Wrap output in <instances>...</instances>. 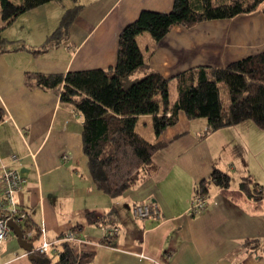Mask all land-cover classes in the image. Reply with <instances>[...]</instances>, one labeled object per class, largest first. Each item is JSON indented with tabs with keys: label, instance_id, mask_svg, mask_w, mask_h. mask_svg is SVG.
Wrapping results in <instances>:
<instances>
[{
	"label": "crops",
	"instance_id": "1",
	"mask_svg": "<svg viewBox=\"0 0 264 264\" xmlns=\"http://www.w3.org/2000/svg\"><path fill=\"white\" fill-rule=\"evenodd\" d=\"M172 1L70 0L66 7L56 0L19 15L2 29L0 166L11 156L17 158L8 167L24 179L14 200L27 214L29 226H42L50 242L75 232L87 242L74 245L73 255H90L86 264H264V131L245 121L206 134L204 119L188 120L178 112L176 123L155 137L150 116H140L135 132L164 147L151 156L155 170L147 179L109 197L90 178L81 152L80 115L26 77L113 67L120 30L141 11L168 13ZM72 8L67 37L40 53L29 52L41 48ZM135 43L147 68L171 79L190 68H221L264 52V19L255 12L203 21L189 29L175 26L159 42L142 33ZM142 75L134 72L130 80ZM170 86L176 95L173 80L169 92ZM211 169L230 178V190L249 178L260 187L262 199L256 204L242 195L233 202L209 186L203 210L189 211L194 186ZM134 204L155 206L158 218L134 219ZM111 226L116 236L108 246L101 238ZM37 243L33 240L31 248ZM58 244L41 257L44 264L56 260ZM27 253L11 233L0 245V264L39 263Z\"/></svg>",
	"mask_w": 264,
	"mask_h": 264
},
{
	"label": "trees",
	"instance_id": "2",
	"mask_svg": "<svg viewBox=\"0 0 264 264\" xmlns=\"http://www.w3.org/2000/svg\"><path fill=\"white\" fill-rule=\"evenodd\" d=\"M52 1L56 0H0V32L19 15ZM74 12L75 8L65 11L41 48L28 51L37 54L65 39ZM255 12L264 19V0H173L168 13L141 11L133 22L120 30L113 67L26 76L33 79L37 87L56 94L59 102L68 104L80 115L81 152L98 191L109 197L119 196L154 172L151 156L164 145L149 143L135 132L140 116H150L155 137L176 123L178 112L188 120L204 119L206 134L245 121L264 131V52L221 68L199 66L165 79L147 68L135 43V37L142 33H147L156 43L175 26L189 29L203 21L231 19ZM4 43L0 37V49ZM138 71L143 75L130 80ZM171 80L176 91L174 100L169 92ZM220 85L225 87L223 100L219 97ZM3 118L0 111V122ZM209 186H214L233 202L240 201L242 195L256 204L262 199L260 187L249 178L240 179L237 190H230V178L216 169H211L206 179L196 183L194 195L206 197ZM37 237L35 234L33 240ZM101 241L107 245L104 239ZM73 246L59 242L57 258L51 264L88 263L90 255H73ZM30 255L34 256L33 261L44 264L41 255Z\"/></svg>",
	"mask_w": 264,
	"mask_h": 264
},
{
	"label": "built area",
	"instance_id": "3",
	"mask_svg": "<svg viewBox=\"0 0 264 264\" xmlns=\"http://www.w3.org/2000/svg\"><path fill=\"white\" fill-rule=\"evenodd\" d=\"M33 159V155H29ZM66 155H61L62 159H65ZM17 161L15 156H11L9 163L12 164ZM8 164L0 166V245L4 243L7 238L11 235V229L7 225L8 221H11L20 230V240L31 244L34 235L37 234L38 243L34 248H31L27 254H36L44 256L47 252L52 249L57 242H69L75 246L78 244H84L85 241L80 240L75 232H68L59 240L55 242L47 241L45 238V229L41 226L32 230L28 224V218L25 211L16 206L14 196L20 190L24 183L22 176L16 171L8 167ZM207 201L206 197L194 195L191 199L189 211L198 212L203 210L204 204ZM132 217L136 220H144L148 218H158V211L155 206L149 204H134L131 207ZM21 225V226H20ZM26 225V227H25ZM116 235V229L109 227L104 229L102 240L106 241L109 246ZM58 255V254H57Z\"/></svg>",
	"mask_w": 264,
	"mask_h": 264
},
{
	"label": "water",
	"instance_id": "4",
	"mask_svg": "<svg viewBox=\"0 0 264 264\" xmlns=\"http://www.w3.org/2000/svg\"><path fill=\"white\" fill-rule=\"evenodd\" d=\"M7 225L11 229V233L14 236V238L16 239V242H17L18 246L20 248H22L23 250H25L26 252H28L31 249V244L28 243V242L20 240V230H19L18 226H16L11 221H8ZM30 258L32 260H34V256L33 255H30Z\"/></svg>",
	"mask_w": 264,
	"mask_h": 264
},
{
	"label": "rangeland",
	"instance_id": "5",
	"mask_svg": "<svg viewBox=\"0 0 264 264\" xmlns=\"http://www.w3.org/2000/svg\"><path fill=\"white\" fill-rule=\"evenodd\" d=\"M10 1L16 2V0H10ZM61 4L67 5L66 7H70V5H72L70 0H61ZM170 96L172 99L175 96V92L173 91L171 86H170ZM219 97L222 100L225 99V87H223L222 85L219 86Z\"/></svg>",
	"mask_w": 264,
	"mask_h": 264
}]
</instances>
